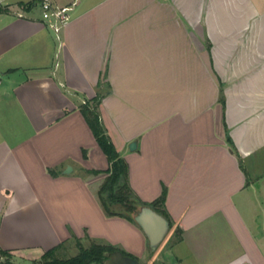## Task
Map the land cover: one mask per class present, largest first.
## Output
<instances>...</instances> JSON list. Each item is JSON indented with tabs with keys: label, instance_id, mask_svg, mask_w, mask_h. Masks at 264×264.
Returning a JSON list of instances; mask_svg holds the SVG:
<instances>
[{
	"label": "crops",
	"instance_id": "crops-1",
	"mask_svg": "<svg viewBox=\"0 0 264 264\" xmlns=\"http://www.w3.org/2000/svg\"><path fill=\"white\" fill-rule=\"evenodd\" d=\"M1 1L0 263L87 232L152 254L100 201L110 162L82 110L99 96L132 189H167L157 258L264 264V0H54L74 6L62 46L39 0Z\"/></svg>",
	"mask_w": 264,
	"mask_h": 264
},
{
	"label": "trees",
	"instance_id": "trees-1",
	"mask_svg": "<svg viewBox=\"0 0 264 264\" xmlns=\"http://www.w3.org/2000/svg\"><path fill=\"white\" fill-rule=\"evenodd\" d=\"M101 97H96L93 101H88L83 106V113L90 124L99 145L106 153L110 166L104 170L105 179L99 189V198L106 213L109 216H122L135 223V214L144 205H151L157 211L167 216L165 203L167 199V189L165 188L157 199L147 203L143 201L132 189L129 181V164L122 157L108 135L102 122L99 107ZM231 141V137H229ZM95 173L102 171L96 170ZM123 203L127 206V211H116L112 208L113 204ZM181 237L178 236V239ZM79 244V252L73 256L60 257L58 251L65 246V242L45 251L40 262L34 264H105L108 253L119 249L109 243H102L91 240L89 246H84L80 239H76ZM124 252V251H123ZM2 255L11 256L9 251L2 250ZM127 254V252H124ZM128 255V254H127ZM8 262V261H6ZM10 263V262H8ZM2 264V263H1Z\"/></svg>",
	"mask_w": 264,
	"mask_h": 264
},
{
	"label": "water",
	"instance_id": "water-1",
	"mask_svg": "<svg viewBox=\"0 0 264 264\" xmlns=\"http://www.w3.org/2000/svg\"><path fill=\"white\" fill-rule=\"evenodd\" d=\"M137 141L132 142L131 148L135 149ZM72 167H69V171ZM135 220L146 233L149 239V250L155 253L165 238L170 229L171 222L167 216L157 211L151 205L142 206L135 214ZM105 264H144L141 259L125 254L121 249H117L112 253H108V258Z\"/></svg>",
	"mask_w": 264,
	"mask_h": 264
},
{
	"label": "rangeland",
	"instance_id": "rangeland-1",
	"mask_svg": "<svg viewBox=\"0 0 264 264\" xmlns=\"http://www.w3.org/2000/svg\"><path fill=\"white\" fill-rule=\"evenodd\" d=\"M112 208L116 211H127V206L123 203L113 204ZM119 217H121V216H119ZM169 235L167 236V238L169 237ZM167 238H165V240L163 241V243L161 244V246L159 247V249L155 253L146 254V255L142 256L141 260L144 264H166V260L159 259L157 257H158V255H161L165 251ZM76 239H77V237L71 239L70 241L68 240L65 243V246L58 251V255L60 257H68V256H73V255L77 254L79 252V244H78ZM78 239H80L82 241L84 246H89L91 243V240L103 242V240H101V239H92L89 235V232L85 233L84 236H82ZM160 251H161V253H160ZM42 255L39 256L34 261L24 260V261H21L20 264H34L35 262H40L42 259ZM12 260H13L12 256H6V258H5V261H8L10 263L12 262Z\"/></svg>",
	"mask_w": 264,
	"mask_h": 264
},
{
	"label": "built area",
	"instance_id": "built-area-1",
	"mask_svg": "<svg viewBox=\"0 0 264 264\" xmlns=\"http://www.w3.org/2000/svg\"><path fill=\"white\" fill-rule=\"evenodd\" d=\"M0 0V4H1ZM42 13L48 25L53 29L60 45L63 44V33L65 27L72 20L73 5L62 6L54 2V0H39ZM1 264V263H0Z\"/></svg>",
	"mask_w": 264,
	"mask_h": 264
}]
</instances>
